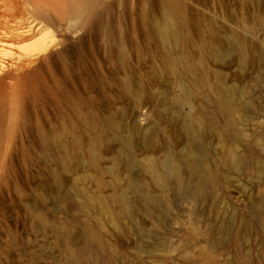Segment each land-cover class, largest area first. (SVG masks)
Returning <instances> with one entry per match:
<instances>
[{"label": "rangeland", "instance_id": "rangeland-1", "mask_svg": "<svg viewBox=\"0 0 264 264\" xmlns=\"http://www.w3.org/2000/svg\"><path fill=\"white\" fill-rule=\"evenodd\" d=\"M0 264H264V0H0Z\"/></svg>", "mask_w": 264, "mask_h": 264}, {"label": "bare ground", "instance_id": "bare-ground-1", "mask_svg": "<svg viewBox=\"0 0 264 264\" xmlns=\"http://www.w3.org/2000/svg\"><path fill=\"white\" fill-rule=\"evenodd\" d=\"M235 161L237 162V161H239V160H238L237 158H235ZM165 179H166V177H165ZM162 181H163V180H162ZM165 182H166V181H165ZM185 193H186V192H185ZM187 194H188V193H187ZM187 194H186V195H187ZM93 238H94V237H93ZM95 239H96V238H95Z\"/></svg>", "mask_w": 264, "mask_h": 264}]
</instances>
